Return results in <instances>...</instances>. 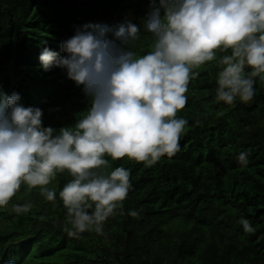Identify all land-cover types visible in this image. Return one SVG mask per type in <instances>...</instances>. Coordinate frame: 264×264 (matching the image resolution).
Masks as SVG:
<instances>
[{"label":"trees","instance_id":"obj_1","mask_svg":"<svg viewBox=\"0 0 264 264\" xmlns=\"http://www.w3.org/2000/svg\"><path fill=\"white\" fill-rule=\"evenodd\" d=\"M149 2L0 0V97L19 92L25 105L43 110L45 126L74 125L86 114L87 98L60 67L43 71L41 42L60 52L61 42L88 22L131 19L143 32ZM143 36L147 44L150 34ZM217 70L215 61L194 70L200 74L190 80L188 101L177 113L188 124L174 156L152 166L108 157L109 171L131 170L133 187L102 233L76 238L63 231L67 211L58 193L72 179L67 172L48 185L55 201L39 186L22 184L0 208V264H264V80L256 78L251 102L237 98L227 105L216 100ZM243 151L249 153L246 166L237 159ZM25 203L33 205L30 211L14 210ZM130 209L140 215L132 217ZM241 217L254 232L244 230Z\"/></svg>","mask_w":264,"mask_h":264},{"label":"clouds","instance_id":"obj_2","mask_svg":"<svg viewBox=\"0 0 264 264\" xmlns=\"http://www.w3.org/2000/svg\"><path fill=\"white\" fill-rule=\"evenodd\" d=\"M147 8V44L131 19L78 26L60 52L41 42L43 71L60 67L87 98L86 114L74 125L45 126L43 110L25 105L19 92L0 97V208L22 184L39 186L47 201H55L57 192L48 185L67 172L72 179L58 193L67 211L63 231L76 238L102 233L133 187L131 170L121 165L109 171L108 157L152 166L180 151L188 121L177 113L188 101L190 80L200 74L194 70L216 62L218 102L253 100L256 78L264 80V0H150ZM145 46L149 50L138 54ZM248 157L247 151L238 154L241 166ZM32 206L16 204L14 210ZM239 222L255 231L247 218Z\"/></svg>","mask_w":264,"mask_h":264}]
</instances>
